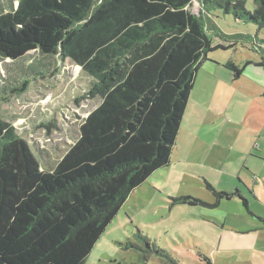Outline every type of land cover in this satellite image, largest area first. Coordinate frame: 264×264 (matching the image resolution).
<instances>
[{
	"label": "trees",
	"instance_id": "16d2710c",
	"mask_svg": "<svg viewBox=\"0 0 264 264\" xmlns=\"http://www.w3.org/2000/svg\"><path fill=\"white\" fill-rule=\"evenodd\" d=\"M195 1L206 14L221 10L264 30V0H253V11L248 0H8L9 8L1 6L2 62L18 63L32 52L70 60L92 79L88 94L101 103L50 170L0 114V264H87L131 194L171 164L198 72L211 54L233 47L214 45L209 32L223 33L215 24L208 30L191 9ZM249 64L226 68L237 80ZM12 70L0 74L2 101L29 86L22 83L25 72ZM207 187L217 204L240 197L238 190ZM175 203L206 205L191 197Z\"/></svg>",
	"mask_w": 264,
	"mask_h": 264
},
{
	"label": "rangeland",
	"instance_id": "374dc122",
	"mask_svg": "<svg viewBox=\"0 0 264 264\" xmlns=\"http://www.w3.org/2000/svg\"><path fill=\"white\" fill-rule=\"evenodd\" d=\"M7 4L8 0H0V9ZM247 7L254 10L253 0H248ZM191 9L202 15L208 30L215 24L218 32L223 33L224 37L209 32L214 45L223 42L225 47L233 46L228 51L219 50L211 55L222 59L231 57L240 68L248 61L264 57L261 55L264 30L259 31L253 23L238 22L233 15H226L221 10L214 9L210 15L206 14L198 1ZM257 34L258 40L255 38ZM41 62H48L51 66L39 67ZM7 66L14 74L25 72L22 83L27 80L29 86L27 91L10 96L8 101L0 100V114L28 141L43 169L50 170L79 139L82 124L101 100L89 96L92 79L70 60H43L38 52H32L18 63L0 60L2 76L8 77ZM257 76L252 69L248 72L249 79L244 81L256 83L259 81ZM8 96L4 94L3 97L8 99ZM173 159L169 169L154 175L132 195L94 247L87 264H205L198 251L203 249L208 256L213 228L202 221L211 220L222 225L210 215L230 216L235 213L236 203L232 205L221 200L217 204V198L207 187L217 181L213 174L215 170L209 166H190L182 174L183 171L176 166L178 156L175 154ZM172 170L181 172L178 178V173ZM220 186L224 189L231 187L230 184ZM183 197L200 200L207 206L175 203ZM198 218L200 227L194 221ZM146 240L167 255L155 253L152 247L149 249ZM220 255L226 257L224 253Z\"/></svg>",
	"mask_w": 264,
	"mask_h": 264
},
{
	"label": "crops",
	"instance_id": "0c3cea01",
	"mask_svg": "<svg viewBox=\"0 0 264 264\" xmlns=\"http://www.w3.org/2000/svg\"><path fill=\"white\" fill-rule=\"evenodd\" d=\"M6 6L9 8V4ZM255 38L259 39L258 34ZM217 45L225 46L223 42ZM261 55L264 56V50ZM213 56L210 55L197 74L171 164L154 173L146 183L154 175L169 169L175 154L179 161L176 166L183 171L182 174L190 166H209L215 170L213 174L218 182H211L212 187L218 186L214 189L219 192L238 190L240 197L224 200L228 204L236 203L232 215L226 214L222 218L210 215L222 225L211 220L202 221L213 228V237L208 256L200 249L199 257L205 264L204 258L210 259L212 264H264V67L257 65L264 61V57L248 61L251 64L235 80L233 73L226 68V64L235 61L231 57ZM252 69L259 78L256 83L244 81L249 79L248 72ZM174 173H178V178L181 172ZM222 184L231 187L224 189L220 186ZM194 221L200 227V219ZM222 253L226 257L220 255Z\"/></svg>",
	"mask_w": 264,
	"mask_h": 264
}]
</instances>
